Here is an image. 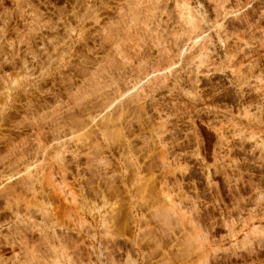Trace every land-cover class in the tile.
I'll return each mask as SVG.
<instances>
[{"label":"rangeland","instance_id":"obj_1","mask_svg":"<svg viewBox=\"0 0 264 264\" xmlns=\"http://www.w3.org/2000/svg\"><path fill=\"white\" fill-rule=\"evenodd\" d=\"M0 264H264V0H0Z\"/></svg>","mask_w":264,"mask_h":264},{"label":"bare ground","instance_id":"obj_2","mask_svg":"<svg viewBox=\"0 0 264 264\" xmlns=\"http://www.w3.org/2000/svg\"><path fill=\"white\" fill-rule=\"evenodd\" d=\"M163 211V216L164 217H166L165 218V221H167L168 223H166L167 225H169V224H171V222H169V220L171 221L172 219H170L171 217L174 219V220H172V221H174V223L175 222H179L180 220H182L183 219V216L181 215V214H179L180 212H179V209L177 208V206H175L174 204H168L166 207H165V209L164 210H162ZM161 214H162V212H161ZM165 214V215H164ZM178 217V219H177V217ZM175 219H177V220H179V221H176ZM183 221V220H182ZM181 221V222H182ZM180 222V223H181ZM173 223V224H174ZM189 231H191V230H189ZM189 234L190 233H192V232H188ZM187 236H188V234H186ZM185 235V236H186Z\"/></svg>","mask_w":264,"mask_h":264}]
</instances>
